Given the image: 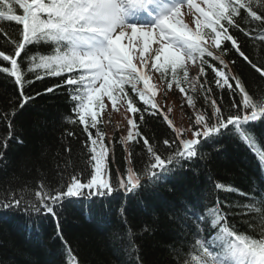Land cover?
I'll return each mask as SVG.
<instances>
[{
	"label": "trees",
	"instance_id": "1",
	"mask_svg": "<svg viewBox=\"0 0 264 264\" xmlns=\"http://www.w3.org/2000/svg\"><path fill=\"white\" fill-rule=\"evenodd\" d=\"M16 7L17 14H22ZM254 10L264 14V0H260L258 6L254 5ZM237 19L241 28L249 30L251 35H245L237 28L229 31L238 39L241 51L256 68L245 61L230 42H225L221 51L226 50L223 59L227 68L223 70L233 84L231 91L227 87L221 89L216 86L215 73L209 64L217 68L223 66L211 57H205L208 61L204 65L206 76H200L196 91L188 93L196 101L194 107L188 105L187 97L175 83L168 89L170 74L162 77L155 71L157 80L153 84L157 94L154 100L162 112L154 115L150 114V109L143 111L146 106L132 92L131 85L125 86L129 97L143 112V120L139 113L134 117L139 131L161 155H168L178 147V141L171 148L163 143L165 139L177 140L164 115L178 128L174 116L178 106L185 121L179 128L188 129L193 125L197 112L211 115V99L217 101L226 115L236 114L237 110L231 106L234 102L239 104L241 94L235 89V81L231 77L239 78L254 99L264 97V40L258 38L264 35V24L247 18L243 10ZM185 23L195 28L189 17ZM21 30L22 26L15 22H0V51L14 55L12 41L19 42ZM53 47L51 44H32L18 58L25 74L23 93L30 97L22 108L23 98L14 77L0 71V153H3L0 157V203L22 195L25 200L34 201V192L39 190L41 183L54 194L53 190L66 185L74 174H82L85 182L90 178L92 169L86 147L87 133L82 124L71 122L78 117L73 112L75 102L71 99L70 89L64 85L69 74L50 76L45 75L44 70L27 71L31 66L30 57L51 54ZM212 50L220 54L218 50ZM135 62L139 64V61ZM10 66V62L0 58V68ZM38 75L43 78L36 79ZM200 84L205 89L211 88L207 94L210 99H206ZM55 85L62 86L52 92L46 91ZM137 87L143 89V83ZM178 95L183 97L181 106L176 104ZM121 104L126 102L118 100L116 110L121 109ZM116 110L110 106L109 123L113 122ZM131 116L133 118V114ZM99 120L97 127L105 134L104 142L109 146L107 169L117 190L111 196L64 200L62 205L55 207L59 229L56 218L43 212L24 211V204L21 209L0 208V264H68L69 247L78 264H182V258L187 257L193 246V235L186 224L189 216L186 209L194 206L203 211L214 206L217 197L232 205L247 202L234 192L217 191L214 187L217 182L257 196L264 192V168L257 153L231 132L203 143L199 148L202 158L198 156L185 162L183 168L177 167L167 176L150 182L143 179L150 162L143 139L137 138L138 142L125 145L121 142L123 135L120 130L113 127L109 132L103 117ZM250 127L261 140L257 145L259 148L264 144V119ZM9 131L12 133L10 139ZM90 131L95 137L96 129ZM185 136H192V132L187 131L182 137ZM129 167L142 176V186L134 193H125L117 183V177L126 176ZM225 211L241 213L242 209L233 207L225 208ZM251 219V216L241 214L229 217L230 223L241 232L259 238V229L254 231L248 226ZM130 238L137 248L129 246Z\"/></svg>",
	"mask_w": 264,
	"mask_h": 264
},
{
	"label": "snow or ice",
	"instance_id": "2",
	"mask_svg": "<svg viewBox=\"0 0 264 264\" xmlns=\"http://www.w3.org/2000/svg\"><path fill=\"white\" fill-rule=\"evenodd\" d=\"M203 4L202 7L197 0H0V22H15L22 26L19 42L12 41L15 45L14 55L0 51V58L11 65L0 68V71L14 77L23 98L20 104L22 108L30 97L23 93L25 74L18 58L29 45L44 43L54 46L51 54L30 57L31 66L27 71L44 70L45 75L50 76L69 74L64 85L70 89L71 99L75 102L73 112L78 117V120L71 122L84 126L92 169L86 182L82 180V174H74L66 185L53 190L54 194L41 183L39 190L34 192V201L25 200L23 195L19 198L13 196L7 202L0 203V208L21 209L24 204V211L43 212L56 218L59 229L55 207L62 205L64 200L84 196H111L117 190L113 187L111 173L107 169L109 146L104 142L105 134L97 127L99 117L106 108L105 97L111 102L113 110L117 109L118 100H124L128 112L133 114V118L127 120L130 127L121 142L126 145L127 142H138L137 138L143 139L150 161L144 180L156 182L177 167L183 168L185 162L201 156L199 148L203 143L226 132H231L255 151L264 168V144L257 147L261 140L250 127L264 119V97L254 99L239 78L231 77L235 81V89L241 94L239 104L234 102L231 106L237 110L236 114L226 115L217 101L211 99V115L197 112L193 125L188 129L176 128L168 116L164 115L177 137V140L172 141L165 139L164 145L171 148L178 141V147L168 155H161L148 138L142 136L134 118L139 113L143 120V112L129 97L126 85H131L132 92L146 106L143 111L150 109L153 115L162 112L154 100L157 89L146 71L149 66L162 77L170 74L168 89L175 83L191 107L195 106L196 101L188 93L196 91L200 76H206L204 65L208 61L205 57L218 60L223 66L217 68L209 64L215 73L216 86L221 89L227 87L230 91L233 89L229 75L223 70L227 68L223 59L226 50L221 51L225 42H230L232 48L256 68L241 51L238 39L229 29L237 28L245 35H251L249 30L241 28L238 23L237 18L241 16L242 10L247 18L264 24V14L254 10V5L258 6L260 0H203ZM16 6L22 14H17ZM185 6L194 10V29L184 21L182 9ZM258 38L264 40V35ZM212 49L218 50L220 54L217 55ZM137 53L139 64L135 62ZM189 62L194 65L198 62L199 66L198 74L192 78L189 76ZM257 71L260 69L257 68ZM42 78L39 75L36 77ZM140 82L143 83V89L137 87ZM61 86L55 85L46 91L52 92ZM200 88L204 89L206 99H210L207 94L212 91L211 88L205 89L203 84H200ZM8 126L11 129L10 121ZM90 129H96L95 137ZM187 131L192 132V138H181ZM11 136L9 131L8 138ZM4 147H7V139ZM2 156L3 153H0ZM117 183L125 193H134L142 186V176L129 167L126 176L117 177ZM214 187L217 191L234 192L247 202L232 205L217 197L215 205L203 211L194 206L186 209L189 213L186 224L193 235V246L187 257L182 258V264H264V192L257 196L219 182ZM233 207L242 209V212L225 211V208ZM236 214L252 217L248 226L254 231L259 229V238L241 232L230 223V215ZM129 246L137 248L131 238ZM67 252L68 264H78L70 247Z\"/></svg>",
	"mask_w": 264,
	"mask_h": 264
},
{
	"label": "rangeland",
	"instance_id": "3",
	"mask_svg": "<svg viewBox=\"0 0 264 264\" xmlns=\"http://www.w3.org/2000/svg\"><path fill=\"white\" fill-rule=\"evenodd\" d=\"M185 10L191 11L192 16H194V10L188 9L187 6H185L182 9V11H185ZM125 41H127V40H125ZM153 47L155 48L156 45L155 46L153 45ZM137 58H138V55H137ZM190 66H192V65H190ZM190 69L192 70L193 73H196L197 69H198V66L195 64ZM194 76H196V75H193V77ZM177 97H178V100L176 101V104L181 106L183 97H181L179 95ZM104 99H105L106 108L103 111L107 113L108 109H109V107L111 105V102L107 100V97H105ZM116 113L117 114L113 118L114 119L113 122L109 123L110 121L107 122L106 119H104L103 121L106 123L107 129L109 130V132L112 131L113 127H116L118 130H120V132L122 133L123 137H126L128 129H129V125L127 123V120L129 118H131V113L128 112L127 106L123 105V104H121V109L120 110H116ZM103 115L107 116V114H104V113H103ZM174 116H175V120H176V124L175 125L178 126V128H179L181 126L182 122H185V121L182 120V115H181L179 106L174 111ZM107 164H108V157H107Z\"/></svg>",
	"mask_w": 264,
	"mask_h": 264
}]
</instances>
